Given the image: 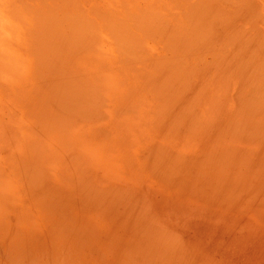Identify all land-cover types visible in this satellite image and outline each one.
Segmentation results:
<instances>
[{
  "label": "rangeland",
  "instance_id": "374dc122",
  "mask_svg": "<svg viewBox=\"0 0 264 264\" xmlns=\"http://www.w3.org/2000/svg\"><path fill=\"white\" fill-rule=\"evenodd\" d=\"M70 1L0 0V264H264V0Z\"/></svg>",
  "mask_w": 264,
  "mask_h": 264
},
{
  "label": "bare ground",
  "instance_id": "6f19581e",
  "mask_svg": "<svg viewBox=\"0 0 264 264\" xmlns=\"http://www.w3.org/2000/svg\"><path fill=\"white\" fill-rule=\"evenodd\" d=\"M44 1H45V0H43V2H44ZM58 1H59V0H58ZM68 1H70V0H68ZM79 1H80V0H79ZM55 2H56V1H55ZM63 2H65V1H63ZM70 2H72V1H70ZM53 3H54V2H53ZM72 3H73V2H72ZM51 4H52V1H51ZM128 4H129V3H128ZM57 5H58V4H57ZM73 5H74V4H73ZM150 5H151V4H150ZM153 5H154V4H153ZM105 8H106V7H105ZM62 9H64V8H62ZM75 9H77V7H75ZM49 10H51V9H49ZM76 15H77V14H76ZM43 17H44V16H43ZM91 17H93V16H91ZM47 19H49V18H47ZM90 19H91V18H90ZM100 19H101V18H100ZM100 19H98V20H100ZM131 19H133V16H132V18H130V20H131ZM120 20H121V19H120ZM43 21H44V20H43ZM49 21H50V19H49ZM63 21H64V20H63ZM67 21H68V19H67ZM83 21L86 22L87 20L85 21V20L83 19ZM122 21H123V20H122ZM122 21H120L122 25H123L124 22H125V24L127 23L126 20H125L124 22H122ZM136 21L138 22V20H136ZM45 22H46V21H45ZM71 22H72V21H71ZM73 22H74V21H73ZM93 22H94V20H93ZM120 22H118V23L115 22V23H117V24L114 23V24H113L114 27H118L117 25H118ZM133 22H135V19H134ZM63 23L65 24L66 21L62 22V24H63ZM67 23H69V22H67ZM67 23H66V24H67ZM91 23H92V22H91ZM50 24H51V22H50ZM64 24H63V26H64ZM75 24H76V23H75ZM81 24H82V23H81ZM81 24H80V25H81ZM83 24H84V25H87V24H85V23H83ZM106 24L108 25L109 23H106ZM121 24H119V26H121ZM134 24H136V23H134ZM107 25H104V26H107ZM51 26H52V25H51ZM63 26H62V27H63ZM72 26H74V25H72ZM91 26H92V25L90 24V28H87V29L90 30V29H91ZM104 26H103L102 29H104ZM110 26H111V25H110ZM124 26H125V25H124ZM52 27H55L54 24H53ZM59 27H60V25H59ZM77 27H78V26H77ZM92 27H93V26H92ZM47 28H48V27H46V29H47ZM63 28H65V30H66V27H63ZM63 28H61V29L64 30ZM69 28H71V27H69ZM73 28H75V26H74ZM84 28H85V27H84ZM106 28H107V27H105V29H106ZM112 28H113V27H112ZM133 28H134V26H133ZM51 29H55V31H57V33L54 31V35L57 36V35L60 34L59 31H58V30H59V29H58V26H57L56 28H51ZM80 29H81V28H80ZM114 29H115V28H113V31H111V32H113V33H110V32H109L110 29H108V31H106V30H107V29H106L105 31H103V32H104L103 35H106V34H107V33H105V32H109V33H110V36L114 35V34H115V33H114ZM119 29H120V28H119ZM128 29L130 30V28H128ZM128 29H126L127 31L124 30V32L126 33V34L124 33L125 35L122 33V35H124L123 38L125 39V40L122 39L124 44H125L126 40L129 41V40L131 39V37H132V32H131V30L128 31ZM65 30H64V31H65ZM73 30H74V29H73ZM88 30H87V31H88ZM122 30H123V29H122ZM122 30H121V31H122ZM139 30H140V29H139ZM52 31H53V30H52ZM69 31H70V32H69ZM75 31H76V30H75ZM75 31H74V32H75ZM84 31H85V32H84ZM87 31H86V29H85V30L82 31V33H86ZM117 31H119V30H117ZM60 32H62V31H60ZM65 32H66V31H65ZM67 32H68V33H67ZM67 32H66V33H67V34L70 33V35L68 36L67 34L64 33L66 36H68V37H70V38L72 37V39L77 40V39H76V38H77L76 36L73 38V36L71 35L72 30H68ZM77 32L79 33L78 30H77ZM89 32H90V31H88V32L86 33L88 36H90V33H89ZM152 32H153V31L148 32L150 37L152 36V35L150 34V33H152ZM82 33L80 32L79 35H82ZM119 33H120V32H119ZM130 33H131V34H130ZM153 33H154V32H153ZM155 33H156V32H155ZM49 34H51V33H49ZM73 34H74V33H73ZM86 34H83V35H84V36H83V37H84V40H85V39H88V37L85 36ZM120 34H121V33H120ZM128 34H129L130 38H127V37H129V36L126 37V35H128ZM61 35H62V34H61ZM61 35H60V36H61ZM143 35H145V34L142 33V34H141V37H142ZM60 36L58 37L59 39H60ZM66 36H64V37H66ZM97 36H98V35H97ZM107 36L109 37V34H108ZM107 36H106V37H107ZM114 36H115V35H114ZM135 36H137V35H135ZM145 36H147V35H145ZM64 37H63V38H64ZM68 37H66V39H64V40H66V41L69 40L70 38H68ZM85 37H87V38H85ZM106 37H105V38H106ZM120 37H121V36H120ZM120 37H118V38L116 37L117 40L121 39ZM125 37H126L127 39H126ZM101 38H102L101 36H100L99 38L97 37L98 42H99V40H100ZM111 38L116 39V38L113 37V36H112ZM142 38H144V37H142ZM145 38H146V37H145ZM81 39H82V38H81ZM107 39H108V38H107ZM146 39H148V38H146ZM70 40H71V39H70ZM143 40H144V39H143ZM77 41H78V40H77ZM85 41H87V40H85ZM85 41H84V42H85ZM102 41H104V40H102ZM146 41H147V40H146ZM64 42H65V41H64ZM67 42H68V41H67ZM67 42H65V43H67ZM78 42L81 43V42H83V41H78ZM84 42H83V43H84ZM109 42H110V40H109ZM111 42H113V44H114L115 41L112 40ZM119 42H120V44H123V43H121V40H120ZM133 42H134V45L138 46V42H139L138 40H137V41H133ZM133 42H132V43H133ZM135 42H137V44H135ZM38 43H39V42H37V45H38ZM62 43H63V42H62ZM75 43H76V41H75ZM95 43H96V42H95ZM115 43H118V42L116 41ZM132 43H131V44H132ZM146 43H147V42H145V44H146ZM41 44L43 45L44 43L41 41V42L39 43V45H38V48H41V50H42V49H43V46H41ZM81 44H82V43H81ZM81 44H80V47H82ZM118 44H119V43H118ZM118 44H117V46H119ZM131 44H130V45H131ZM63 45H64V44H63ZM75 45H76V46H79V45H77V43H76ZM83 45H84V44H83ZM39 46H40V47H39ZM72 46H74V45L72 44ZM87 46H88V45H87ZM96 46H97V45H96ZM117 46H114V47L117 48ZM120 46L122 47L123 45H120ZM46 47H47V46H45V49H46ZM53 47H54V46H53ZM80 47H79V48H80ZM84 47H85V46H84ZM127 47H128V46H127ZM132 47H133V46H132ZM138 47H139V46H138ZM141 47H142V46H141ZM38 48H37V49H38ZM50 48H51V49H50ZM50 48H49L48 50L43 49V50H45V51L42 52V53H44L43 55H46V58L44 57L45 60H44V59L42 60L43 62H45V61H46V62H50V61L52 60V58H51L50 61H47V60L49 59V57H52V47H50ZM82 48H83V47H82ZM88 48H90V47L88 46ZM116 48H115V49H116ZM129 48H131V47L129 46ZM136 48H137V47H136ZM136 48H135V49H136ZM143 48H144V47H143ZM163 48H164V46H163ZM166 48H169V47L167 46ZM35 49H36V48H35ZM35 49H34V50H35ZM80 49H81V48H80ZM118 49H119V48H118ZM118 49H117L118 52L121 51V50H118ZM126 49H127V48H126ZM131 49H132V48H131ZM131 49L128 50V51L131 52ZM137 49H138V48H137ZM140 49H141V48H140ZM140 49H138V50H140ZM147 49H148V47H147ZM41 50H40V51H41ZM123 50H124V48H123ZM123 50H122V52H124ZM113 51H115V53H113V54H116L117 51H116V50H113ZM126 51H127V50H126ZM161 51H162V50H161ZM169 51H170V50H169ZM35 52H37V51H35ZM130 52H129V53H130ZM134 52H135V51H133V53H134ZM138 52H139V51H138ZM140 52L143 53L142 49L140 50ZM147 52H148V51H147ZM39 53H40V52H39ZM39 53H36V54H39ZM53 53H54V52H53ZM125 53H126V52H125ZM135 53H136V52H135ZM34 54H35V53H34ZM108 54H109V53H108ZM121 54H122V53H121ZM121 54H120V55H121ZM43 55H42V56H43ZM116 55H117V54H116ZM116 55H115V56H116ZM118 55H119V54H118ZM123 55H125V54L123 53ZM126 55H127V54H126ZM129 55H130V54H129ZM132 56H135V55L133 54V55H131V56H125V57H124V60H121V62L124 61L125 63H128V64L131 63V64H133V63L135 62V61H133V59L137 58L136 56H135V58H132V59H131L132 62L130 61V59L125 61V59H128V57L131 58ZM143 56H145V55H143ZM220 56H221V55H220ZM220 56H219V57H220ZM54 57H55V56H54ZM224 57H226V55H225ZM224 57L221 58V60H224ZM36 58H37V57H36ZM57 58H58V57H57ZM57 58H56V59H57ZM140 58H141V57H140ZM143 59L146 60L145 57H143ZM143 59H142V61H143ZM152 59H153V58H152ZM225 59H226V60L228 59L227 61L224 60L225 62H227V64L230 63V58H229V57H226ZM137 60H139V59H137ZM140 60H141V59H140ZM140 60H139V62H140ZM157 60H158V59H157ZM161 60H162V59H161ZM129 61H130V62H129ZM159 61H160V60H159ZM215 61L222 62V61H220V59H218V57L216 58ZM228 61H229V62H228ZM143 62H144V61H143ZM143 62H142V63H143ZM160 62H162V61H160ZM167 62H168V63H167ZM125 63H124V64H125ZM136 63H137V62H136ZM136 63H135V64H136ZM140 63H141V62H140ZM166 63H167V64H166ZM166 63L162 64L164 67H163V69L161 68V70H162V71L164 70V72H165V70H168V69L170 68V66H171L170 61H166ZM42 64H44V63H42ZM42 64H41V66H42ZM124 64H123V65H124ZM131 64H130V65H131ZM165 64H166V65H165ZM137 65H139V64H137ZM154 65H155V67L158 65L157 61H154ZM150 66H152V65H150ZM47 67H48V66H47ZM51 68H52V67H51ZM64 69H65V68H64ZM155 69H156V68H155ZM64 73H65V72H64ZM62 74H63V73H62ZM62 74H61V75H62ZM59 77H60V76H59ZM66 78H67V77H66ZM68 78H69V77H68ZM69 82H70V81H69ZM130 82H131V81H130ZM67 85H68V84H67ZM146 86H147V85H146ZM236 90H237V89H236ZM239 90H240V89H239ZM239 90H238V91H239ZM235 92H236V91L233 92V95L235 94ZM67 94H68V93H67ZM237 94H238V93H237ZM235 95H236V94H235ZM245 95H246L245 91L239 92L238 96H237L236 98H234L233 101H231L232 103L230 104V106H231L230 109H231L232 106H234V105H235V106L238 105L239 108H240V107H243V106H246V107L251 106L252 104H251V105H249V104L253 102V100H254L255 97L252 99V102L250 101L251 98H249V101H250V103H249L248 98H247ZM249 95H250V94H249ZM256 96H257V95H256ZM232 98H233V97H232ZM256 99H257V98H256ZM256 99H255V100H256ZM234 101H235V102H234ZM253 103H254V104H256V103H260V101L257 100V102L255 101V102H253ZM184 104H185V103H184ZM188 105H189V104H188ZM260 105H261V104H260ZM262 105H264V104H263V101H262ZM176 106H177V105H176ZM179 106L181 107V105H179ZM179 106H178V107H179ZM190 106H192V105H190ZM190 106H189V107H190ZM185 107H186V106H185ZM185 107H184V108H185ZM190 108H191V107H190ZM190 108H189V109H190ZM192 108H193L192 111H194V107H192ZM236 108H237V107H236ZM233 109H234V108H233ZM185 110H186V109H185ZM180 111H181V110H180ZM78 112H79V109H78ZM188 112H190V111H188ZM183 113H184V111H183ZM195 113H196V112H195ZM193 114H194V113H193ZM181 115H182V114H181ZM194 115H195V114H194ZM187 116H189V115H187ZM195 116H196V115H195ZM189 119H190V118H189ZM187 120H188V118H187ZM187 120H186V121H187ZM192 124H193V123H192ZM188 125H191V124L189 123ZM188 125H187V126H188ZM191 126H192V125H191ZM253 135H255V133H253ZM227 160H228V159H227ZM216 161H217V160H216ZM247 161H248V160H247ZM220 162H221V161H220ZM199 163H201V162H199ZM219 164L221 165V163H219ZM251 164H252V163H251ZM207 165H209V164H207ZM204 166H205V165H204ZM224 166H225V165H224ZM231 166H232V165H231ZM211 167H212V166H211ZM210 169H211V168H210ZM215 171H216V170H214V172H215ZM233 171H234V170H233ZM243 171H244V170H243ZM208 172H210V171H208ZM246 172H247V171H246ZM218 173H219V172H218ZM253 173H254V172H253ZM231 174H232V173H231ZM234 174H235V173H234ZM234 174H232V177H233ZM222 175H223V174H222ZM226 177H227V176H226ZM249 177H250V176H249ZM234 178H236V177H234ZM237 178H239V177H237ZM225 179H226V178H225ZM225 179H224V180H225ZM228 179H229V178H228ZM231 179H232V178H231ZM242 179H243V178H242ZM257 179H258V178H257ZM234 180H235V179H234ZM238 180H239V179H238ZM240 180H241V179H240ZM233 182H235V181H233ZM239 182H240V181H239ZM225 183H227V182L225 181ZM240 183H244V182H240ZM230 184H231V183H230ZM263 184H264V183H263ZM263 184H262L261 186H263ZM225 185H226V184H225ZM228 185H229V184H228ZM242 185H243V184H242ZM244 186H245V185H244ZM257 187H258V186H257ZM238 188H239V187H238ZM263 188H264V187H263ZM255 189H256V188H255ZM255 189H254V190H255ZM242 190L245 191V188L242 189ZM258 190H259V189H258ZM250 191H252V190H250ZM237 192H238V191H237ZM241 192H242V191H241ZM247 192H248V191H247ZM238 193H239V192H238ZM242 193L245 194V192H242ZM257 195H258V193H257ZM259 196L261 197V195H259ZM254 198H256V197H254ZM249 199H250V198H249ZM251 199H252V198H251ZM262 199H263V197H262Z\"/></svg>",
  "mask_w": 264,
  "mask_h": 264
}]
</instances>
